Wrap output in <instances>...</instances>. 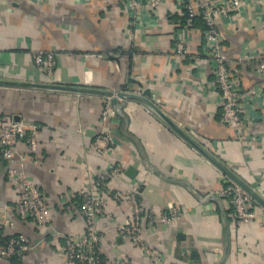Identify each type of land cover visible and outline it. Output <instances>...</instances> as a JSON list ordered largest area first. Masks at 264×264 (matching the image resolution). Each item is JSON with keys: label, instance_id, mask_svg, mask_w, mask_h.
<instances>
[{"label": "crops", "instance_id": "crops-1", "mask_svg": "<svg viewBox=\"0 0 264 264\" xmlns=\"http://www.w3.org/2000/svg\"><path fill=\"white\" fill-rule=\"evenodd\" d=\"M241 3L238 12L216 20L221 51L240 89L259 91L240 129L223 121L221 96L204 56L205 19L199 14L189 23L185 0H165L152 10L148 0H0V80L146 96L264 198V80L258 71L264 59V0ZM180 41L187 47L183 57L176 53ZM38 51L54 52L51 76L35 65ZM109 102L0 86V124L21 121L34 128L17 141L26 160L16 167L52 205L45 226L19 217L21 191L8 178L0 149V247L7 236L26 237L33 246L17 257L0 256V264H68L64 238L81 236L85 228L79 191L94 188L112 161L125 164V186L139 188L142 234L159 261L114 230L129 221L132 207L107 194L102 203L112 218L98 225L105 232L104 264H264V208L255 202L258 218L239 222L218 195L230 179L214 164L135 100L120 99L121 110L113 108L115 117L103 123ZM104 131L112 139L108 156L95 144ZM32 133L36 153L29 150ZM171 206L182 212L175 225L149 224V210L163 214Z\"/></svg>", "mask_w": 264, "mask_h": 264}, {"label": "built area", "instance_id": "built-area-1", "mask_svg": "<svg viewBox=\"0 0 264 264\" xmlns=\"http://www.w3.org/2000/svg\"><path fill=\"white\" fill-rule=\"evenodd\" d=\"M165 0H148L147 7L151 10L160 7ZM241 0H227L221 5L212 4L201 0L195 4L191 0H185V11L188 22L191 23L201 14L207 25L205 31L204 56L210 64L215 77L216 89L220 93L223 109V121L233 129H240L251 116L250 98L258 95L256 88L241 90L239 83L231 74L228 66V59L221 51V36L217 27L218 17H228L232 12H238L241 7ZM178 56L187 54L185 43L180 41L176 44ZM35 65L51 76L55 66L54 52L38 51L34 54ZM258 71L264 80V59L258 64ZM115 117V111L107 103L102 111L103 123ZM33 130L21 121H12L9 124H0V149L2 158L8 163L7 175L10 180L16 182L21 191V197L16 205L17 214L22 220H32L38 226L47 225L52 216V205L45 192L34 182L28 179L26 173L16 167L20 162L25 163L26 157L16 149L19 138L27 136L28 131ZM112 143L110 132H101L95 138V144L103 149L102 154L108 156L110 144ZM29 150L36 153L38 150V139L32 133L29 140ZM107 172L98 174L94 181V188L86 186L79 191L82 199L80 212L85 219V228L81 236H65V245L62 252L68 264H104L100 252L101 243L104 240L105 232L99 228L100 219L112 218L102 203V198L110 194L120 203H129L132 207V214L126 224H117L114 230L130 238L136 245L141 246L143 252L159 261L157 253L152 251L145 244L143 237L142 212L143 207L138 201L139 188H128L125 186V164L113 162ZM110 180L115 181L112 186ZM227 186L218 195L225 198L232 206L236 219L239 222H250L258 218L256 203L253 198L240 186L231 180H227ZM149 224L160 223L163 226L175 225L182 217V212L177 206H171L163 214H157L155 210H149ZM33 248L29 240L23 236H11L4 247L0 248V256L12 257L22 255Z\"/></svg>", "mask_w": 264, "mask_h": 264}, {"label": "water", "instance_id": "water-1", "mask_svg": "<svg viewBox=\"0 0 264 264\" xmlns=\"http://www.w3.org/2000/svg\"><path fill=\"white\" fill-rule=\"evenodd\" d=\"M1 87H14L24 89H40L48 91H61L74 93L79 95H95L105 97L110 100V105L116 109L121 110L119 100H135L146 106L154 114H156L166 125H168L174 132L181 136L186 142L193 146L200 154H202L208 161L214 164L228 179L240 186L245 192H247L255 202L264 208V198L230 168L224 165L218 160L212 153L204 148L198 141H196L185 129L174 122L168 117L161 109H159L154 102L143 95L129 93L125 91L112 92L106 90H100L95 88L81 87V86H67L59 84H46V83H33V82H21V81H6L0 80Z\"/></svg>", "mask_w": 264, "mask_h": 264}, {"label": "trees", "instance_id": "trees-1", "mask_svg": "<svg viewBox=\"0 0 264 264\" xmlns=\"http://www.w3.org/2000/svg\"><path fill=\"white\" fill-rule=\"evenodd\" d=\"M199 18H202V17H199ZM197 19V18H196ZM207 30V25H206V21H205V29H204V31H206ZM11 238V236H7L6 237V239H4V241H3V243H2V245H1V247H4L5 246V244H6V242L9 240ZM0 247V248H1ZM18 255H15V256H12V257H17Z\"/></svg>", "mask_w": 264, "mask_h": 264}]
</instances>
